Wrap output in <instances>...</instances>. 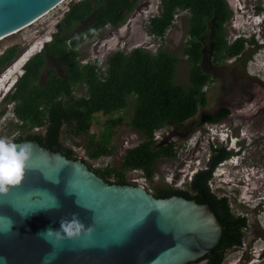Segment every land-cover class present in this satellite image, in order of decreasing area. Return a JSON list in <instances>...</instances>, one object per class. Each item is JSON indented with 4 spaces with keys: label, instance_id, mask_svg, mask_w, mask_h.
Returning <instances> with one entry per match:
<instances>
[{
    "label": "trees",
    "instance_id": "obj_1",
    "mask_svg": "<svg viewBox=\"0 0 264 264\" xmlns=\"http://www.w3.org/2000/svg\"><path fill=\"white\" fill-rule=\"evenodd\" d=\"M139 1L74 0L69 3L50 40L27 58L22 73L2 97L11 104L14 128L20 132L12 142L35 140L68 158L79 157L104 180L118 184L128 183L126 170L133 168L141 169L151 181L156 161L175 155L174 142L157 141L155 132L165 125L181 124L205 107L207 92L204 87L212 78L203 67L205 42L214 62L234 58L242 60L245 66L250 58L246 45L252 41L241 35L231 41L227 39L225 24L232 15L227 0H159V12L149 18L147 26L148 33L157 39L164 37L175 13L188 12L187 39L182 50L189 65L188 86L175 82L178 58L161 48L155 52L141 46L129 52L115 50L107 56L104 66H100L97 58L81 62L78 45L84 37L93 38L95 31L106 25L119 26ZM88 18L87 28L73 30ZM18 46L13 44L0 53V67L14 60ZM77 84L85 87L78 96L74 94ZM131 97L133 110L127 124L141 135V141L125 149L119 165L92 166L71 147L62 144V133L82 135L87 137L84 156L94 160L110 155L113 151L111 131L123 122V118L120 115L107 117L102 133L95 136L90 132L93 117L96 113L112 115L121 111ZM229 112L225 107L207 112L200 117L198 125L220 122ZM228 154L225 146H219L209 160V168L196 173L186 184L187 189L155 186L152 194L155 197L179 195L203 202L198 197L211 193L207 182L212 168ZM211 203L220 222L226 225L225 234L230 232L232 236L212 261L202 264H220L224 248L240 242L238 229L246 224L243 218L234 230L237 219L230 212L228 202L217 198L211 199ZM208 255L211 253L195 262Z\"/></svg>",
    "mask_w": 264,
    "mask_h": 264
},
{
    "label": "water",
    "instance_id": "obj_2",
    "mask_svg": "<svg viewBox=\"0 0 264 264\" xmlns=\"http://www.w3.org/2000/svg\"><path fill=\"white\" fill-rule=\"evenodd\" d=\"M61 1L0 0V37ZM23 142L32 146L24 179L0 194V217L11 221L0 219V264H187L211 252L223 235L225 225L210 203L107 182L79 157L35 140L14 143ZM73 213L92 226L91 234L40 235L59 230L61 219Z\"/></svg>",
    "mask_w": 264,
    "mask_h": 264
},
{
    "label": "rangeland",
    "instance_id": "obj_3",
    "mask_svg": "<svg viewBox=\"0 0 264 264\" xmlns=\"http://www.w3.org/2000/svg\"><path fill=\"white\" fill-rule=\"evenodd\" d=\"M71 1L74 0L59 2L58 5L56 4L37 20L0 39V53L7 47L18 44L16 56H19L27 49H31L34 43L41 38H49L51 33L56 30V24L62 17V12L67 9ZM227 2L232 10V15L225 24L227 39L233 40L239 35L247 37L248 32L253 27L250 16L261 11L264 12V0H227ZM158 12L159 0H140L136 7L127 15L125 21L119 26L106 25L97 29L93 38L84 37L83 41L78 45L81 62L92 61L97 58L100 66H104L107 56L115 50L129 52L132 48L141 46L151 52H155L158 48H161L178 58L174 78L175 82L188 86L189 65L182 51L187 39L188 12L181 10L175 13L172 25L166 30L164 37L157 39L148 33L147 26L149 18L158 14ZM89 21L90 18L85 19L75 26L73 30L78 31L87 28ZM263 34L264 29H262V33L258 39H262ZM262 40L264 41V38ZM256 42L260 45L258 40ZM250 45H246L250 58L244 66L242 60H235L234 58L214 62L208 51V43L205 42L206 58L203 67L212 77L211 82L204 87L207 92L205 107L181 124L165 125L163 128L157 130L155 132L157 141L174 142L175 155L172 157H162L156 161L155 172L151 181L146 178L144 182L143 179H138L142 182H133L130 180L133 174L128 172L129 170H126V174L130 177L127 178L128 183L140 184L151 193L155 186H170L172 183H169L170 181L168 180L176 178L177 169L183 166L186 161L189 162L187 159L193 143L199 137V134L204 133V128L201 126H212V129L202 135L198 142L199 146L196 147H199L200 150H207V141L212 142L213 146L216 147L220 144L225 145L223 142H219L220 138L213 133L216 125H198V121L203 114L213 112L220 106L227 107L230 110V114L220 121V125L226 128L225 132H228L223 136L227 142L230 140L228 148L236 151L234 145L232 146L233 138H231L229 133L238 134L241 126L245 127L249 133L253 130L254 134L260 122H263L261 132L264 133V53H260V55L254 54L258 49L255 50V47L253 48ZM13 63L10 62L9 65L0 67V138H7L9 140L16 137L20 132L14 128L15 119L12 117V112L10 111L11 104L2 100L3 94L10 91L11 81L10 79L4 81L1 79L4 74H7ZM21 70L22 68L18 69V72L12 76L13 80L22 73ZM84 90L83 84H77L74 87V94L78 96ZM132 110L133 98L131 97L127 106L121 111L112 115L96 113L93 117L90 132L95 136H99L102 133L107 117L120 115L123 118V122L115 126L111 131L110 146L113 147V151L110 155L101 156L94 160L84 156L81 151L85 149L87 137L82 135L71 136L62 133L61 142L63 145L71 147L77 156L84 157L92 166L102 167L106 164L117 166L125 149L141 141V135L127 124ZM251 127L252 129H250ZM36 130L41 131V128H37ZM258 133L256 132L255 134L258 135ZM232 150H230L229 156H232ZM203 153L205 154L201 157L200 162L202 165L206 157L209 158L212 152L209 156L208 152ZM243 156L244 154L241 152L238 160L234 158L233 163L231 162L230 165L223 164L219 168L220 172L217 174L218 176L213 181L214 186L212 184L213 189L216 182L222 179L221 175L224 179L228 177L231 178L230 181L235 180L237 171L235 165H255L253 171L250 172L251 177H247L248 179H246L248 183L243 182L244 185L237 187V191L236 189H232L227 197L232 211L234 213L241 211L246 219V228L243 230L241 245L244 247V252L242 253L240 250L235 251L233 249L226 251L222 264H264V251L260 253V249L264 247V212L259 211V215H256L257 212L253 208L257 201L254 200L256 197L253 191L260 190V193L264 194V134L263 136H259L255 145H252L251 149L246 152V158ZM166 176L168 177L165 179ZM232 186L236 187L235 184ZM184 188L187 189L186 185H184ZM218 189L220 187L214 189L217 194L221 192L220 190L217 191ZM260 213H263V215ZM202 263L203 260L187 264Z\"/></svg>",
    "mask_w": 264,
    "mask_h": 264
},
{
    "label": "flooded vegetation",
    "instance_id": "obj_4",
    "mask_svg": "<svg viewBox=\"0 0 264 264\" xmlns=\"http://www.w3.org/2000/svg\"><path fill=\"white\" fill-rule=\"evenodd\" d=\"M231 41V40H230ZM251 47H255V50H259V51H262L264 49V46L262 45H258L256 41H252ZM257 50V51H258ZM257 51L255 53H257ZM220 107H223V106H220ZM218 107V108H220ZM217 108V109H218ZM227 108V107H225ZM216 109V110H217ZM228 109V108H227ZM229 110V109H228ZM230 111V110H229ZM230 114V112H229ZM228 114V115H229ZM262 123L263 122H260L259 126H258V129L256 130V132H259L258 135L257 134H253V130L249 133V131L246 130L245 127L241 126L240 127V130H239V133L234 135V134H230L231 138H233V145L234 147L237 149V151H233L232 152V156H229L231 151L227 149V146L229 145H223V144H220L219 146H225V149L229 152L228 156L222 160H220L219 162H217L214 167L212 168L211 170V173H210V177L208 179V182H207V185H208V190L211 192L210 194H207V195H202L200 197H198L199 199H201L203 202H199V203H210L211 207L213 208L212 206V203H211V199H217V198H222V199H225L226 202H228V207H229V210L230 212L233 214V216L237 219V221L235 222L234 226V230H236V226L239 225L241 223V219L245 218L244 215H242V212L241 211H237L236 213H234L230 207V203L227 199L228 195H229V192L233 189H236V191L238 190L237 187H241L244 185V183H248V181L246 179H248L249 177H251L250 175V172L253 171V169L255 168V165H245V164H242V165H235L237 167V171H236V178L235 180L233 181H225V180H222L220 179L219 182L216 183L215 187L212 189V184H213V181L215 179V177H217L218 173L220 172V167L223 166V164H227V165H230L231 162L233 163V159L235 158V160H238L239 157H240V154L241 152L244 154V158H246V152L248 150L251 149L252 145H255V142L256 140L259 138V136H263L264 133L261 132L263 126H262ZM208 125H216L214 127V129L216 130V136L220 138V135L221 133L218 132V127L219 125L221 124L220 122H216V123H206ZM219 124V125H218ZM205 125V124H204ZM203 127V131L204 133L205 132H209L211 131L212 129V126H208L205 125V126H201ZM226 129V128H224ZM252 129V127L250 128ZM203 133V134H204ZM203 134H199V137L196 139V144L194 147H192L190 149V154H189V157L187 160H189V162H185L184 165H187L186 166V169H191V178L188 179L187 183L189 184L190 181L189 180H192L194 175L198 172H201V171H204V170H207L209 168V160L211 158V156L213 155L214 151H216L218 149V147L216 146H213V143L212 142H209L207 141L208 145H207V150H200L199 147H196V146H199L198 145V142L200 140V138L202 137ZM251 138V140H250ZM203 152H208V156L209 154L212 152V154L210 155V157H206V160L204 161L203 165L200 163L201 162V157L205 154ZM193 153L194 156H193ZM240 161V160H239ZM184 165L179 167L176 171V179L180 177L181 175V171L184 170ZM248 177V178H247ZM231 178H228V180H230ZM211 182V183H210ZM244 182V183H243ZM186 183V184H187ZM185 184V185H186ZM235 184L236 187L234 188L232 185ZM187 186V185H186ZM214 186V184H213ZM217 191H221L219 192L218 194L215 193V188H219ZM240 194V193H239ZM253 194L255 195V199L254 200H257L256 201V207H255V211L257 212L258 210L259 211H264V194H261L260 193V190H254L253 191ZM252 195V194H251ZM196 201V200H195ZM222 206V204H221ZM218 218V217H217ZM225 228H226V225H225ZM224 228V230H225ZM244 228H246V224L244 226H240L239 227V231H240V234H239V238H240V242L237 243V244H232L230 246H228L227 248H224L225 250H223L222 254H223V257H222V261L220 264H222L224 262V257H225V253L226 251H230V250H237V251H242V253L244 252V247H242V236H243V230ZM223 230V235L219 241V243L217 244V246L211 251V252H207V253H211V255H208L207 257L203 258V262H210L214 259V255L220 250L223 249V244H225L228 239L232 236L230 232H228L227 234H225ZM237 234H235V237H236ZM260 237V236H259ZM248 247V246H247ZM246 250V249H245ZM205 253V254H207ZM204 254V255H205ZM203 255V256H204ZM201 261V260H200Z\"/></svg>",
    "mask_w": 264,
    "mask_h": 264
},
{
    "label": "clouds",
    "instance_id": "obj_5",
    "mask_svg": "<svg viewBox=\"0 0 264 264\" xmlns=\"http://www.w3.org/2000/svg\"><path fill=\"white\" fill-rule=\"evenodd\" d=\"M250 17H251V20L253 23V27H251L252 28V29H250L251 31L248 32V36L247 37L244 36V37L251 40V41H257L258 40L259 44L264 46V41L262 40L264 38V34L262 35L263 36L262 39H258L259 35H261V33H262V29H264V24H263L264 12L261 11L259 13L252 14ZM49 40H50V37H49V39H47V41H49ZM47 41H45V42H47ZM42 45H43V43L41 44V47H42ZM260 53H264V49L262 51L258 50L257 53H254V54L260 55ZM263 68H264V64H263ZM10 81L12 82L10 85L12 87L13 81L15 82V79L10 80ZM224 128L225 127L223 125H220L218 127V132L221 133L219 142H221V143L223 142L226 146V145L230 144V140H229V142L224 140V137H223L224 134L228 133V132H225L226 130ZM213 133L215 135H217L216 130H214ZM195 144H196V141L193 143L192 147H194ZM232 146H233V144H232ZM227 149H230V148L227 147ZM236 151H237V149H236ZM31 156H32V146L30 143L23 142V143L17 144V143H14L7 138H0V194L6 195L10 192V190L12 188H15L16 186L21 185L22 180L24 179L26 165L30 161ZM184 168L186 169V166H184ZM167 177L168 176H166L165 179ZM221 177H222V180H225V181L231 180V179L228 180V177H226L224 179V177L222 175H221ZM189 181H191V180H189ZM256 205L257 204L255 202V204L253 206L254 209H255ZM58 207H59V205L57 204L56 208H58ZM261 212H264V211H261ZM256 215H259V210L257 211ZM262 215H263V213H262ZM0 219H9V222L11 223L10 218L0 217ZM92 231H93V228L91 225L86 226L80 220L79 215L76 213H73L71 215L70 219L66 218V217L61 219L59 230H52L51 228H49L46 232L40 233V235L41 236L56 235L57 237H66V238L71 239V238L79 237L82 233L83 234H91ZM263 251H264V247H262L260 249V253H262Z\"/></svg>",
    "mask_w": 264,
    "mask_h": 264
},
{
    "label": "built area",
    "instance_id": "obj_6",
    "mask_svg": "<svg viewBox=\"0 0 264 264\" xmlns=\"http://www.w3.org/2000/svg\"><path fill=\"white\" fill-rule=\"evenodd\" d=\"M63 13V12H62ZM37 129V128H35ZM157 138V137H155ZM81 153L84 155V151L82 150ZM187 166V165H186ZM129 171L128 172H131L133 175L131 176L133 182H139L140 180L138 179H143V182L146 181V176H144L143 174V171L139 168H133V169H128ZM191 169H184L181 171V175L179 178H170L168 181H170L169 183H172L170 186L172 187H175V188H179V189H183L184 188V185L187 183L188 179L191 178ZM138 175V176H136ZM127 178H130L128 177L129 175H127ZM112 179V178H110ZM174 180V181H173ZM142 182V181H140ZM148 190V189H147Z\"/></svg>",
    "mask_w": 264,
    "mask_h": 264
},
{
    "label": "bare ground",
    "instance_id": "obj_7",
    "mask_svg": "<svg viewBox=\"0 0 264 264\" xmlns=\"http://www.w3.org/2000/svg\"><path fill=\"white\" fill-rule=\"evenodd\" d=\"M63 1V0H62ZM61 1V2H62ZM59 4V3H58ZM57 4V5H58ZM47 13V12H46ZM45 14V13H44ZM43 14V15H44ZM39 18V17H38ZM37 18V19H38ZM35 19V20H37ZM33 22V21H32ZM31 22V23H32ZM23 28V27H22ZM5 37V36H4ZM3 37H0V39H2ZM47 39H49L48 37L45 38H41L40 40H38L36 43H34L33 47H31V49H27L25 52H23L22 54H20L14 61V63L12 64V66L10 67V70H8L7 74H4L2 77V81L10 79L13 80L12 76L14 74H16V72H18V69L22 68L23 63L27 60L28 57H30L35 51H37L42 42L46 41ZM15 79V78H14ZM12 83V82H11ZM262 214V213H260Z\"/></svg>",
    "mask_w": 264,
    "mask_h": 264
}]
</instances>
